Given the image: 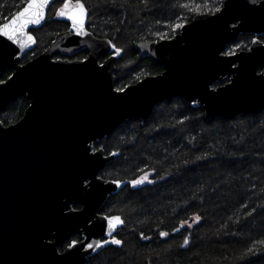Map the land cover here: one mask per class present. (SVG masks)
Masks as SVG:
<instances>
[{"label":"water","instance_id":"95a60500","mask_svg":"<svg viewBox=\"0 0 264 264\" xmlns=\"http://www.w3.org/2000/svg\"><path fill=\"white\" fill-rule=\"evenodd\" d=\"M53 4L40 25L26 29L34 44L0 37V80L12 71L0 82V115L22 96L30 101L17 123L0 120V264H85L97 254H60L58 246L76 233L82 242L111 238L101 213L122 188L100 177L116 156L94 144L126 121L146 123L158 104L176 98L198 103L210 119L264 112V0H224L218 12L196 15L173 38L140 42L136 49L163 72L120 92L119 54L110 39L89 30V17L91 35H76L65 19L69 29L23 63L37 46L33 30L45 24ZM244 34L260 43L227 55ZM83 51V60L55 58ZM79 203L82 210L73 211Z\"/></svg>","mask_w":264,"mask_h":264},{"label":"trees","instance_id":"16d2710c","mask_svg":"<svg viewBox=\"0 0 264 264\" xmlns=\"http://www.w3.org/2000/svg\"><path fill=\"white\" fill-rule=\"evenodd\" d=\"M223 1L84 3L89 7V30L123 49L116 76L117 89H124L163 72L161 66L141 55L137 44L173 38L181 29H175L176 24L189 23L198 14H214ZM23 4L24 0H0V14L11 15ZM60 7V2L54 3L45 24L33 30L37 46L23 63L41 55L59 33L69 29L65 18L56 16ZM252 41L253 36L244 34L226 53L247 50ZM86 57L83 51L69 58ZM11 74L9 71L0 82ZM29 105L28 98L22 96L8 105L0 120L6 126L17 123ZM94 147L103 148L107 155L118 153L100 177L127 182L143 175L140 170L144 169L155 170L150 178L156 182L142 190L126 185L111 196L103 213L125 219L115 234L124 246L109 245L85 264H264V112L210 119L198 103L176 98L158 104L146 123L126 121ZM197 214L202 217L199 224L193 221ZM184 221L193 226L181 228ZM159 231L170 235L161 238ZM141 232L151 239H141ZM185 237L190 244L182 248Z\"/></svg>","mask_w":264,"mask_h":264},{"label":"snow or ice","instance_id":"6c2138e0","mask_svg":"<svg viewBox=\"0 0 264 264\" xmlns=\"http://www.w3.org/2000/svg\"><path fill=\"white\" fill-rule=\"evenodd\" d=\"M56 2L57 0H24L23 7H21L15 13H12L11 15L0 14L3 15V21H6H0V37H4L17 45H20L21 47H25L28 41H31L34 44L36 42L35 38L29 35L26 32V29H28L29 26L40 25L41 22L45 19L46 9L48 8L49 4ZM59 2L62 4V7H60L56 12L57 18H65L68 21H71L70 30L73 31L76 35H91V33L86 29V21L89 17V7L86 6L84 0H75V2H73V0H59ZM97 2L108 3L109 0H97ZM111 2L114 3L115 0H111ZM144 2L147 3V0H144ZM181 27H183V25L181 24L175 25V29H180ZM107 43L114 49L115 53L119 54L123 51V49L116 47V45L113 44L111 40L107 41ZM253 43L258 44L260 43V41H253ZM234 54L235 53L233 51H229L227 53V55L229 56ZM82 62L86 63L87 61L85 60ZM100 67H103V64H101ZM116 91L120 92L124 91V89H116ZM111 155L117 156L118 153L113 152L111 153ZM203 158L204 157H198V159ZM140 171L144 174L131 181L124 182L114 180L112 181V183L115 184L118 188H123L124 185L127 184L130 189L142 190L144 185L154 184L156 182L154 179L150 178L154 175L155 170H153V172L151 173L145 171L144 169H141ZM132 194L135 195V192H133ZM262 207H264V205H262ZM253 211H255V209H253ZM101 219L107 222L105 231L107 236L112 237V239H104L96 243H93L91 241L82 242L79 240H71L67 244L69 255L75 254L72 251L75 249L78 251L88 252L97 251V256H99L100 250L105 249L109 245H115L120 248L124 246V241L122 239L116 238L115 233H117L118 228L125 225V219L120 215H105ZM201 220L202 217L199 214L193 217V221L196 224H199ZM185 224H187L189 228L193 226L191 223H188V221H184L181 223V228H183ZM174 231L178 232L180 231V229H175ZM158 234L161 238H168L170 235L168 231H159ZM140 238L143 240L151 239V237L145 236L143 232L140 233ZM189 244L190 240L185 237L180 247L184 248Z\"/></svg>","mask_w":264,"mask_h":264},{"label":"flooded vegetation","instance_id":"af4514ba","mask_svg":"<svg viewBox=\"0 0 264 264\" xmlns=\"http://www.w3.org/2000/svg\"><path fill=\"white\" fill-rule=\"evenodd\" d=\"M264 36H261L259 39L261 40V41H263L264 42V39H262ZM254 37H253V41H254ZM253 41H252V43H253ZM251 43V44H252ZM251 46V45H250ZM249 46V47H250ZM249 47H248V49H249ZM107 58V57H106ZM105 58V59H106ZM58 59H62V58H58ZM63 59H70L69 57H64ZM104 179V178H103ZM106 180V179H105ZM108 181V180H107ZM72 210L73 211H80V210H82V208H83V205L82 204H72ZM105 210V209H104ZM103 210V211H104ZM101 215H106V214H104L103 212L101 213ZM116 234V233H115ZM104 239H112V237L111 238H107V237H105ZM103 239V240H104ZM71 240H79V241H83L84 240V238H83V235L81 234V233H76V234H74V235H72L68 240H66L63 244H61V245H59L58 246V252L60 253V254H63L66 250H67V244H68V242L69 241H71ZM49 242H54V239H50L49 240ZM91 257V256H90Z\"/></svg>","mask_w":264,"mask_h":264},{"label":"rangeland","instance_id":"374dc122","mask_svg":"<svg viewBox=\"0 0 264 264\" xmlns=\"http://www.w3.org/2000/svg\"><path fill=\"white\" fill-rule=\"evenodd\" d=\"M188 223H191V221L190 222H188ZM186 226H187V224H185Z\"/></svg>","mask_w":264,"mask_h":264}]
</instances>
